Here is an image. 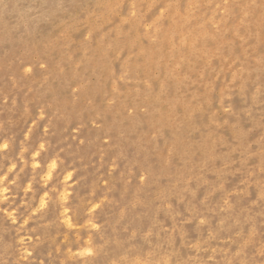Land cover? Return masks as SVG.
Masks as SVG:
<instances>
[{
    "label": "rangeland",
    "instance_id": "374dc122",
    "mask_svg": "<svg viewBox=\"0 0 264 264\" xmlns=\"http://www.w3.org/2000/svg\"><path fill=\"white\" fill-rule=\"evenodd\" d=\"M0 264H264V0H0Z\"/></svg>",
    "mask_w": 264,
    "mask_h": 264
}]
</instances>
